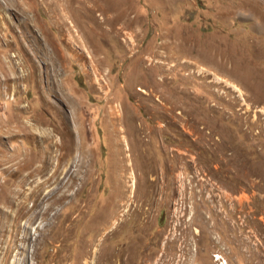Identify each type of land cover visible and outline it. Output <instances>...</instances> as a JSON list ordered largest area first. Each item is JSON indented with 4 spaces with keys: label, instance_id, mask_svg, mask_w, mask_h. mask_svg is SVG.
I'll return each instance as SVG.
<instances>
[{
    "label": "rangeland",
    "instance_id": "1",
    "mask_svg": "<svg viewBox=\"0 0 264 264\" xmlns=\"http://www.w3.org/2000/svg\"><path fill=\"white\" fill-rule=\"evenodd\" d=\"M0 264H264V0H0Z\"/></svg>",
    "mask_w": 264,
    "mask_h": 264
},
{
    "label": "bare ground",
    "instance_id": "2",
    "mask_svg": "<svg viewBox=\"0 0 264 264\" xmlns=\"http://www.w3.org/2000/svg\"><path fill=\"white\" fill-rule=\"evenodd\" d=\"M8 2H9V1H8ZM10 2H11V1H10ZM85 2H86V1H85ZM73 3H74V2H73ZM83 4H84V3H83ZM77 6H78V5H77ZM58 10H59V9H58ZM20 14H21V13H20ZM24 15H25V14H24ZM23 17H24V16H23ZM23 17H22V19H24ZM22 21H23V20H22ZM23 22H24V21H23ZM23 22H22V23H23ZM173 48H174V47H173ZM179 50H180V49H179ZM182 51H183V50H182ZM182 51H181V52H182ZM161 53H162V52H161ZM19 57H20V56H19ZM167 58H168V57H167ZM20 60H21V59H20ZM178 60H179V59H178ZM176 63H177V62H176ZM10 64H11V62H10ZM15 64H16V63H15ZM18 64H19V63H18ZM18 64H17V65H18ZM177 64H178V63H177ZM185 65H186V64H185ZM163 69H164V68H163ZM7 129H10V128L8 127ZM1 133H2V132H1ZM41 137L44 138L43 135H42Z\"/></svg>",
    "mask_w": 264,
    "mask_h": 264
}]
</instances>
